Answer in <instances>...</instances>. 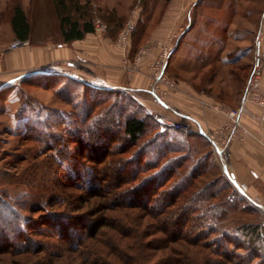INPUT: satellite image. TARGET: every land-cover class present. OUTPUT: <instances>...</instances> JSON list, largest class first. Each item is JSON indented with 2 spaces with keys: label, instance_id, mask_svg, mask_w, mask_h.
Wrapping results in <instances>:
<instances>
[{
  "label": "trees",
  "instance_id": "obj_1",
  "mask_svg": "<svg viewBox=\"0 0 264 264\" xmlns=\"http://www.w3.org/2000/svg\"><path fill=\"white\" fill-rule=\"evenodd\" d=\"M36 2L42 3V12L45 11L41 21L45 37H35V21L19 1L11 0L6 22L14 41L31 46H60L95 32V11L90 0ZM102 18L109 26L121 24L112 11L103 10ZM53 24L57 39L47 37ZM37 74L64 76L88 90L113 91L63 74ZM32 76L19 77L18 81L23 83ZM45 87L58 95L66 91V86L58 88L56 84ZM105 101L85 98L73 105L72 98H66L65 102L71 105L69 114L62 113L53 121H32L26 134L21 135L23 143L35 145L23 144L20 155L10 164L26 162L16 182L25 184L28 192L21 199L0 196V214L5 209L9 220L6 228L0 222V253L25 254V263L41 264L42 258L37 254L44 251L43 237L48 238L43 241L48 250L54 248L49 240L62 241L80 264H241L233 257V246H245L246 255L252 257L250 262L264 253L261 223L252 220L229 225L233 215L244 212V207L230 198L228 178L215 162L203 134L196 129L181 132L153 127L146 138L151 115L127 114V108L116 100H109L108 104ZM117 129L129 146H113ZM109 133L114 134L111 139ZM42 135L48 140L43 141ZM51 140L54 143H48ZM59 144L61 149L53 153ZM48 161L53 168H46ZM67 208L70 212L86 208L89 215L84 213L82 218L103 213L100 221H87V231L81 227L85 233L70 234L64 222L70 218ZM31 214L40 217L34 219L29 217ZM8 226L16 235L13 240L7 238ZM24 226L28 227L25 232ZM24 234L26 238H22ZM71 236L74 238L69 240ZM14 240L21 244L16 246ZM54 254L50 251L47 257ZM3 260L0 259L1 264H5Z\"/></svg>",
  "mask_w": 264,
  "mask_h": 264
},
{
  "label": "rangeland",
  "instance_id": "obj_2",
  "mask_svg": "<svg viewBox=\"0 0 264 264\" xmlns=\"http://www.w3.org/2000/svg\"><path fill=\"white\" fill-rule=\"evenodd\" d=\"M13 1H19L29 13V17L35 21V33H37V36L35 35V37L37 39L45 37V25L41 22L43 19V12H45H42V3H39L38 5L36 4V0ZM236 1L237 0H170L169 2H163L162 0H90V5L95 11V32H100L108 37L111 42L110 44L116 47L120 54L123 55L122 61H124V64L121 65L123 76H126L127 79H130L132 76H138L141 71L143 72L144 67L145 72L143 73V76L146 83L145 85H147L148 88H151L155 74L160 69L163 62L166 61V68L163 75L165 79L164 81L157 82L156 87L159 92L163 93L164 100L168 103L169 108L166 109L158 105L150 94L136 92L127 88H115L112 92L105 93L93 89L88 90L80 84H75L74 82L69 81L64 76L49 77L39 75L36 72L32 73L31 71H29V73H23L19 77L29 74H33V76L23 83L18 81L19 77L13 79L10 81V86L8 85L6 89L0 93V178L2 179L0 196L6 195L10 200L21 199L28 192L25 184L16 182L19 176V171L26 165V162L19 163L17 166H12V161L16 155H20V150L25 145L33 147L35 144L23 143L21 141V135L26 134V129L30 127L31 123H33L32 121H42V118L44 120L47 118L48 121H53L56 118L59 119L62 113L69 114L71 105L69 106L65 102L66 98H72L73 105L75 102L78 103L82 99L85 100V98L87 100H90L91 98L107 99V101L116 100L120 105L127 108V114L138 116L144 115L145 113L143 103L150 102L155 104L154 108L151 110L148 109L147 106V110L152 113L150 116L152 121H148V131L150 132L145 136L146 138L152 132L151 129L153 127L160 129V117L169 118V113L174 106H180L183 102L189 103V101H193L198 108L199 106L202 107L203 111L210 110L220 117L217 126H215L214 129H209V132L217 131L227 121L223 114L212 108L213 106L222 108L226 112L236 110L242 105L241 123L245 126L243 122L245 106L251 104L257 106L247 100L244 101L243 104L241 103L244 91L249 87L247 83L254 67L256 51L250 55L244 53V57L239 54L236 58L237 62H235L234 65L227 64L224 61L226 59L225 53L231 49V41H227L230 38L229 33L231 30L226 24L232 18L230 10ZM9 2H11V0H0V12L3 13L5 11L0 17V52L2 55L5 51L2 44L9 43L10 47L16 42L13 40L9 25L6 22V16L8 14L7 8L9 9L7 6H9ZM245 2L246 0L242 2V4L244 3V6H242L245 9L251 8L254 11H258L262 4V0H256L254 3ZM225 8L226 13L225 15H222L223 20H216L219 19L217 17L219 14L215 11L219 12ZM103 10L106 12H114L115 17L117 18L116 20L121 23L119 27L116 26L117 23L110 24V26L108 25L107 21L102 18ZM188 13L190 15H188ZM106 15L107 14H105V17ZM188 16L190 20L188 19ZM129 22H132L134 25L133 31L130 33L129 38L125 43L119 42L118 39L120 32ZM96 25H100V30H96ZM186 25H189V30L186 32L188 35L195 34L197 36L198 33H205V30H207V37L203 36L205 37L204 42H206V45L203 43L202 45L195 43L198 42L196 40H189V36L184 39V34L182 33L185 31L184 28ZM54 26L55 25L53 24L51 32L50 34H47V37L57 39L58 36L55 34ZM216 34L217 39L214 38V35ZM179 35L182 37L180 36L175 51L172 52L169 57H166V53L174 47L175 41ZM241 46L243 45L241 44ZM201 47L204 49L207 56L208 52L219 54L217 55V59L215 58L218 62H214L215 64L211 66L207 65L209 63L201 62L203 60L201 58L203 55H198L201 53L198 51V48ZM221 52L223 54H220ZM259 57L263 63L260 52ZM192 61H194L195 65L200 64L201 67L195 66L191 70L187 64ZM67 65L68 61H65L61 64V66H63L62 68L56 66H53V68H42V73L55 70L57 71V73H55L58 75L63 74L78 79L75 72H73V70ZM142 65L143 67H141ZM260 80H262V73ZM38 83H42V85ZM49 84H56L58 88L66 86V91L62 90L63 93L58 95V93L52 88L45 87ZM249 90L250 87L248 91ZM71 93H73V95ZM190 93L192 94L193 99L190 97ZM205 104H208L211 107H207ZM117 114L118 113H116V117L120 121L118 118L119 115ZM181 120L187 121L185 119ZM120 125L121 122L119 126ZM245 127L248 129L247 126ZM192 128L194 129L193 126ZM113 135H110L109 133L108 138L110 137L111 139ZM41 137L43 141L48 140L46 135H42ZM113 137H115L112 139L113 146H129L125 145L126 139L120 129H117L116 134ZM52 140L48 143H54ZM23 144L25 145L22 146ZM50 147L52 148V146ZM55 148L56 150L53 151V153H56L57 150L59 151L61 149L60 144L58 146L55 145ZM44 151L49 155L46 149ZM42 158L44 157L42 156ZM214 160L220 168L215 156ZM79 161L85 162V159H79ZM10 163H12V165ZM47 163L48 166H46V168L49 167V165L53 168L51 161L46 162L44 165ZM43 166L40 170L43 169ZM110 176H113V172ZM229 193L231 199L239 201L240 207H244V212L238 211L233 215L234 218L229 222V225L236 226L237 223L251 222L253 220L254 223H261V230L264 236L263 212L253 206L245 197L235 194L230 182ZM249 193L250 192H248V194ZM259 198L264 202V196ZM67 210L70 213V218L64 221L67 225L65 227L68 228L67 231H69L70 234L76 232L78 235L87 231L86 227H89L87 221H100L103 213L98 212L93 217L87 216L89 218H82L84 213L88 214L86 208L74 210L72 212L69 211V208H67ZM33 211H35V208H33ZM5 212L4 209L2 215L0 214V222L2 227L6 228V224L9 220H7L8 216H6L7 214ZM24 214L26 215V212H24ZM39 215L40 214H31L29 217L37 219L40 217ZM43 215H45V213L42 212V216ZM81 227H85V231ZM27 228L28 227L24 226L23 231L25 232ZM7 230H9L7 232L8 239L13 240L14 237L16 238L12 226H8ZM24 235H22V238L27 237ZM29 238L30 240L32 239L31 237ZM73 238L74 237L71 236L69 240H72ZM42 239V250L44 249V251L37 254L39 259L42 258L41 264H80V261L75 259V254H70L66 251L68 246L64 245L62 241L59 242L56 239L49 240V244L54 248L48 250L46 249L48 248L46 243H43V241L47 242L48 238L43 237ZM2 240L0 239V241ZM13 242L16 246L21 244V241L18 240H14ZM3 247L4 246H2L1 249H3ZM235 247L236 246L230 248V250L232 249L235 253V256H233L235 257V261L240 262L241 264H264L263 261H258L259 258L262 260L264 259L263 252H260L259 258H254V260L250 262L252 257L249 253L246 255L247 252L245 246H242L243 248L239 249H236ZM8 251L11 250L8 249ZM50 251L55 254L54 256L47 257V254H49ZM68 255H70V258ZM25 257V254L14 252L0 253V259H4L3 261H5V264H18L19 260L23 261L22 259ZM23 262L24 264H28L25 263L26 261ZM99 263L102 264V262Z\"/></svg>",
  "mask_w": 264,
  "mask_h": 264
},
{
  "label": "crops",
  "instance_id": "obj_3",
  "mask_svg": "<svg viewBox=\"0 0 264 264\" xmlns=\"http://www.w3.org/2000/svg\"><path fill=\"white\" fill-rule=\"evenodd\" d=\"M243 1L237 0L235 2L230 10L232 18L228 23L226 21V25L232 33L228 32L230 38L227 41H231V49L225 53L226 59L224 61L227 64L234 65L239 54L244 57L245 54L254 53L256 51V41H259L257 50H259L263 59L261 86L264 88V0H262L258 11L251 8L245 9L243 7L244 3L242 4ZM254 2L256 0H246L245 3ZM215 12L219 14L217 16L219 19L214 18L222 21V15H225L226 8ZM188 15L190 14L188 13ZM184 29L185 31L182 33L184 39L189 36V40H196L198 42L195 43L206 45L203 36L207 37V30H205V33L200 32L196 36L195 34H186L189 25H186ZM181 35L175 41L173 52ZM214 36L217 39V34ZM110 43L109 38L104 34L93 32L86 34L81 40L60 46L46 44L34 47L29 46L27 42H15L10 47L9 43L2 44L5 51L0 61V92L10 84V81L18 78L23 73H29V71L42 73V68H53V66L62 68L61 64L68 61L67 66L75 72L76 77L89 85L105 89L127 88L149 94V88L145 85L143 76L145 72L143 65L141 66L143 72L141 71L138 76L127 79L121 72V65L124 64V61H122L123 55ZM198 51L201 52L198 54L199 56L200 54L203 55L201 62L209 63L208 66L218 62L216 59L219 54L208 52L207 56L202 47L198 48ZM187 65L191 70L195 66L201 67L200 64L195 65L194 61ZM51 72L57 73L55 70ZM190 97L193 99L192 94ZM186 103L183 102L180 106H174L169 113V118L176 121L185 119L198 131L201 129L205 131L214 129L217 126L220 121L217 114L210 110L203 111L202 107L199 106L198 108L193 101ZM143 106L145 107V114L151 115L152 113L147 110V106L151 110L155 104L146 102L143 103ZM262 117H264V109L252 104L245 106L243 122L248 127L250 134L244 140L232 142L229 145L225 160L230 177L237 183L245 184L251 196L258 197L264 196V127L261 122Z\"/></svg>",
  "mask_w": 264,
  "mask_h": 264
},
{
  "label": "built area",
  "instance_id": "obj_4",
  "mask_svg": "<svg viewBox=\"0 0 264 264\" xmlns=\"http://www.w3.org/2000/svg\"><path fill=\"white\" fill-rule=\"evenodd\" d=\"M134 25L132 22H129L125 25L123 30L120 32V36L118 41L125 43L130 33L133 31ZM96 30H100V25H96ZM257 46H259V41H256V52L254 58V67L250 73V77L248 79V86L250 90L248 91L249 87L245 89L243 97H242V104L244 101H249L256 104L259 108L264 109V88L261 86L260 76L262 73V62L261 58L259 57V50H257ZM174 48V47H173ZM171 48L167 53L166 57H169L172 54ZM2 58V53L0 52V60ZM166 68V61L160 66V69L157 71L154 77V81L151 84V88L148 89L149 94L153 97L154 101L163 108L168 109L169 105L164 100L163 93L159 92L156 87V83L159 81H164V71ZM172 86V85H171ZM207 107H211L208 104H205ZM214 110L219 111L224 117L227 119L226 123L223 124L217 131L209 132L208 130H199L201 134H203L214 153L216 160L218 161L222 172L227 176L229 179L230 184L234 190L235 194L245 197L249 200V202L255 206L257 209L261 210L264 214V202L256 196H250L248 194V188L243 183H237L234 181L232 177H230L227 167H226V157L229 148V143L242 141L250 134V131L242 125V109L243 106L241 105L239 108L233 111H224V109L219 108L217 106L212 107ZM262 125L264 127V117L261 118ZM159 125L160 129H173L181 132H190L192 128V124L188 121L184 120H172L167 117L159 118Z\"/></svg>",
  "mask_w": 264,
  "mask_h": 264
},
{
  "label": "water",
  "instance_id": "obj_5",
  "mask_svg": "<svg viewBox=\"0 0 264 264\" xmlns=\"http://www.w3.org/2000/svg\"><path fill=\"white\" fill-rule=\"evenodd\" d=\"M173 50H174V48H173ZM173 50H172V52H173ZM200 133H201V131H200Z\"/></svg>",
  "mask_w": 264,
  "mask_h": 264
}]
</instances>
